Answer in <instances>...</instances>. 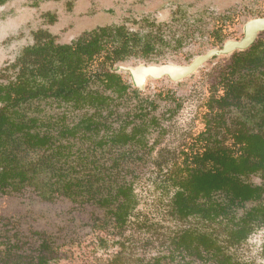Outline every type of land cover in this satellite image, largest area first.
<instances>
[{
	"label": "trees",
	"instance_id": "16d2710c",
	"mask_svg": "<svg viewBox=\"0 0 264 264\" xmlns=\"http://www.w3.org/2000/svg\"><path fill=\"white\" fill-rule=\"evenodd\" d=\"M146 33L102 28L83 35L63 52L40 39L39 47L27 52L35 68L26 67L14 85L0 87V102L5 103L0 110V166L9 162L15 168L27 145L36 150L49 144V138L39 139L37 133H31L36 122L27 117L24 106L49 97L52 82L64 74L69 54V80L60 92H68L73 108L90 107L98 112L69 128V183L63 189L73 200L88 192L89 200L104 211L103 230L122 232L131 224L139 206L137 196L132 184L116 174L133 163L138 149L144 156L147 148L153 151L154 147H149L146 126L128 132V121L116 131L105 118L100 119V112L113 102L106 92L123 98L128 87L118 75L93 71L94 63L102 57L104 66L115 65L154 53L153 45L163 42L161 33ZM97 85H103L105 91H93ZM220 85L224 93L219 95L220 89H216L218 96L215 92L211 99L206 131L199 137L208 144L205 152L196 157L193 166L173 170L168 182L169 192H174L168 213L187 222L186 226L169 239L170 255L147 264L176 258L184 264L194 260L251 264L239 261L234 251L264 229V40L235 56L231 72ZM232 111L239 116H232ZM152 124L150 128L157 126L155 120ZM228 138L233 139L232 146L226 144ZM256 175L262 179L259 186L247 182ZM13 179L19 186L17 176ZM5 186L8 184L0 180V187Z\"/></svg>",
	"mask_w": 264,
	"mask_h": 264
},
{
	"label": "rangeland",
	"instance_id": "374dc122",
	"mask_svg": "<svg viewBox=\"0 0 264 264\" xmlns=\"http://www.w3.org/2000/svg\"><path fill=\"white\" fill-rule=\"evenodd\" d=\"M53 1L56 0H8L0 5V71L14 61L24 47L33 43L35 31L49 28L44 14L58 11L59 20L63 18V3L55 5ZM65 1L69 3V24L57 29L63 41L69 43L85 30L114 22L129 21L133 26L134 22L147 17L157 23H170L175 18L176 22L170 23L168 29L169 38L180 41L182 46L161 50L164 55L157 58V62L181 66L190 65L196 58L221 47L211 40L213 35L217 37L221 33L225 41L240 40L249 21L264 17V0ZM186 32L188 39L183 38ZM231 62L230 56H222L182 82L165 79L147 83L144 95L156 100L158 109L153 115L159 118L162 130L149 139L156 145L154 159L140 164L136 182L140 208L128 228L122 232L113 228L103 230L100 225L103 212L97 206L76 204L63 197L44 203L34 191L26 190L20 194L0 195V247L4 249L9 243H16L23 250L38 254L37 249L45 238L52 246V254L48 255L50 264H111L117 260L118 264H146L151 259L170 255L166 240L175 231L173 228L179 226L167 210L169 175L177 168L191 166L194 155L203 151L204 144L197 139L206 131L210 101L221 74L228 71ZM139 64L133 60L126 66ZM119 73L132 83L128 74ZM219 89V95L224 93L223 88ZM83 114L69 108V124L78 123ZM226 141L227 145H233L232 138ZM174 162L178 167L173 168ZM247 182L259 186L262 179L254 176ZM166 187L168 189H162ZM136 219L144 225L138 226ZM234 252L239 261L264 264V229ZM177 259L162 264H184ZM136 260L144 263H136ZM192 264L206 263L194 260Z\"/></svg>",
	"mask_w": 264,
	"mask_h": 264
},
{
	"label": "flooded vegetation",
	"instance_id": "af4514ba",
	"mask_svg": "<svg viewBox=\"0 0 264 264\" xmlns=\"http://www.w3.org/2000/svg\"><path fill=\"white\" fill-rule=\"evenodd\" d=\"M7 2L8 0H0V5H4ZM53 2H55L54 3L55 5L63 3V7H64L63 10L65 14L61 15L59 13L63 18L59 20L57 10H56L57 13H53L49 11L46 14H44V18L48 21L47 26L50 28V30L49 28L48 29L42 28L35 31L33 33V43L31 45L24 47L14 61H10L5 65V67L0 71L1 88L14 85V83L18 81V78L20 77L21 73L24 71L26 67L28 69L35 68L31 63V60L27 57V52L32 48L39 47L40 39H43V42L41 43L44 44L51 43L52 46L55 47L58 51L59 50L67 51V49H69V45L74 44L83 35L95 30H100L102 28L124 27L131 32H141L145 34H147L146 32H151L154 34H158L159 32L161 33L163 42H158L157 44L155 43L153 45V47L155 48L154 53H149L144 58H132L124 62H119L115 65H107V66H104L105 64L103 63V58L101 57L96 59L93 70L99 74L109 73V74L118 75L121 77L122 82L128 87L127 94L123 98H119V96L114 94L112 91L106 92V95L110 96L113 99V102H111L109 109L100 112V119L105 118L106 121L109 123L108 125L116 131L120 130L121 126L125 125V122L128 121L131 124V127L128 128V132H130V130L135 126H139V125L146 126L147 129L150 131V133L148 134V144L149 147H154L153 151H150L149 150L150 148H147V154H144L143 156L141 153L142 150L138 149V151H140L139 155L135 157L133 163L130 164L129 166H126L123 171L120 170L119 174L118 173L116 174L117 176H120V179H124L126 182L132 184L134 193L136 194L139 203V206L137 207L135 213L139 212L140 200L137 195L138 193L136 191L137 190L136 182L138 181L137 176H138L140 164L141 162L144 161L146 162V160L148 159H154V156L157 153L156 145L155 143L151 144L149 139L153 133L158 132V130H162L160 127L161 124L159 118L153 115L158 109V104L156 100L150 99L148 97L146 98L144 95L145 94L144 90L147 86V83L150 80L160 81L165 79H168L173 83H179L186 79L191 78L200 68H202L211 60H214L222 56H226V57L230 56L232 60L231 65L228 67V71L221 74L220 83L215 88L219 90V88H222L220 84L222 83L223 77L225 75L228 76V73L231 72L232 70L235 56L250 51L251 48L256 44H258L259 41L264 40V31L258 32L256 40L248 49L236 50L233 53L226 55L224 54L215 55L212 58H210L207 62L203 63L200 67H198L193 73L187 75L182 79L176 80L175 77L173 76L174 73L171 74V72L169 71L177 70L178 68L191 67L196 60L208 56L213 51H223L225 46L230 42H241L246 37V27L252 22L264 20V17H260L255 20L249 21L245 26L244 36L240 40L225 41L226 39H224L221 33L217 37L216 35H213L211 37V40L215 42L217 45H221V47L219 46L213 50H210L204 56L196 58L190 65L181 66V65H172L166 63L162 64L160 62H157V58H160L162 55H164L162 51H165L166 48H168L169 50L171 49V47L177 49L182 46V43L180 41H174L169 38L170 32L168 31V29H170V23L176 22L175 18L170 23H157L152 21L148 17L143 18L133 23V26H135L136 24L140 25L139 28L130 26L128 24L130 23L129 21L124 23L114 22L111 25L108 24L106 26L105 25L99 26L91 31L85 30L81 34H79V36L74 41L69 43L63 41L64 37H62V35L60 34L61 31L57 29L58 27L64 24L65 25L69 24V3H66L65 0H56ZM194 24H196V22H194ZM53 28H56L55 29L56 31H54ZM220 36H222L223 38H218ZM183 38H187V39L189 38L187 32H186V36L183 35ZM67 58L68 60L66 59V63L63 65L64 74L63 75L58 74L56 81L54 80L52 82L51 87H53V90H51V92L49 93V97L43 99L42 101H35L34 103H32V105L29 104L24 106L26 107L27 117L33 119L36 122V124L33 125V129L31 133L32 134L37 133L39 139H42L44 137L46 139L49 138V144L46 147L36 150L30 148L31 145H27V147L25 148L27 152L23 153L22 161L21 163L15 166L16 169L13 167L10 168L9 162L7 163L4 162L5 168L0 166V180L3 179V181H5V183L8 184V186H5L4 188L0 187V195H14V194L23 193L26 190H32L44 203H51L55 201L57 198L63 197L66 200L76 204H84V205L91 204L97 206L95 202L89 200L87 196L88 192L85 193L86 194L85 197H79L76 198V200H73L72 198H69V191L66 192L63 189L65 184L69 183V128H73L84 117L91 116L94 113L98 112L97 110L90 107H85L80 110L73 108L71 103H69L68 92L66 91L65 94H62V92H60V87L64 83H66L67 86V82L69 80L68 79L69 54L67 55ZM133 60L140 62V64L135 67H127L126 65ZM131 71L134 73L138 72V77L134 76ZM119 72L128 74L131 78L132 83H128L127 81H125V79L122 77V75ZM139 73H141V75H139ZM151 74H155L156 76L159 75V77L155 78L151 76ZM93 91L104 92L105 88L103 85L101 86L97 85L93 87ZM210 106L211 105L209 104L207 120L211 113ZM4 107H5V103L0 102V110ZM69 108L75 111L84 112L81 119H79L78 123L69 124ZM235 112L236 111H232L231 115L234 116ZM236 116H239V114L237 113ZM154 120L157 122V126L150 128V125L153 123ZM199 137L197 140L204 144V148L201 153L194 155L191 166L194 165V161L196 157L205 152L206 147L208 145L207 142H203V140H199ZM129 148L130 147H127L124 150L126 151ZM24 161L26 164H24ZM173 166H174L173 168L176 167L175 162L173 163ZM188 166L190 165L188 164ZM64 172L66 175H68V177L64 175ZM15 176H17L18 178L16 182L20 183L19 186L15 185L13 179V177ZM249 179L250 178H248V180ZM169 180H170V175L168 182ZM166 188H162V189L166 190ZM173 195L174 192L171 193L169 192L168 195L169 202L172 199ZM97 207L99 208V206ZM99 209L104 214V211L101 208ZM171 217L174 219V221L178 223L179 227L177 229L175 227L173 228L175 231L170 234V239L174 236V233H176V231H180L181 229H183L186 226L185 224L187 223L185 221L182 222L178 218L176 219L174 216ZM131 218L134 219V216H132ZM131 218H130V223H131ZM100 221L101 222L103 221V216L100 219ZM248 240L243 244H246ZM169 241H170L169 239L166 240V244L168 246H170ZM37 252L38 254H33V252L31 251L23 250V248L19 247V245L16 243H14V245H11L9 243L7 246H5L4 249L0 247V264H50L51 258L48 255L52 254V246L49 240L44 238L43 242L37 249ZM160 257H165V255ZM158 258L151 259L150 261H153ZM150 261L146 262V264L149 263ZM135 262L140 263L137 262V260ZM163 262L164 260L162 261V263ZM142 263H144V261H142ZM115 264H118V262Z\"/></svg>",
	"mask_w": 264,
	"mask_h": 264
},
{
	"label": "water",
	"instance_id": "95a60500",
	"mask_svg": "<svg viewBox=\"0 0 264 264\" xmlns=\"http://www.w3.org/2000/svg\"><path fill=\"white\" fill-rule=\"evenodd\" d=\"M260 31H264V20L255 21V22L250 23L246 27V37L241 42H230L225 46L223 51H213L208 56L196 60L191 67L178 68L177 70H172L173 72L172 71H169V72H171V74L174 73L173 76L175 77L176 80L182 79L186 77L187 75L193 73L198 67H200L203 63L207 62L210 58H212L215 55H223V54L226 55V54L233 53L236 50L248 49L253 44V42L256 40L257 34ZM132 73L134 76L138 77V72H135V73L132 72ZM141 73H139V75H141ZM151 76L155 78L159 77V75L156 76L155 74H151Z\"/></svg>",
	"mask_w": 264,
	"mask_h": 264
}]
</instances>
